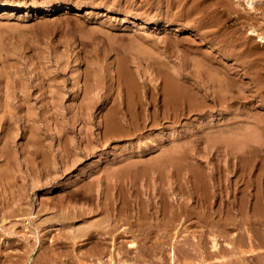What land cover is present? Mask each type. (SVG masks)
Instances as JSON below:
<instances>
[{
    "label": "rangeland",
    "instance_id": "rangeland-1",
    "mask_svg": "<svg viewBox=\"0 0 264 264\" xmlns=\"http://www.w3.org/2000/svg\"><path fill=\"white\" fill-rule=\"evenodd\" d=\"M59 3L61 7H53ZM43 5L51 6L38 9ZM73 5L74 9L70 7ZM87 7L95 8L89 17L85 14ZM133 15L157 23L135 24L129 19ZM199 17L205 23L201 30L194 28ZM204 30L209 32L205 34ZM221 36L252 48V54L256 52L253 61L256 59L259 64L253 68L255 75L250 76L236 74L229 58L215 61L220 70L217 74H228L215 79L220 81H216L218 88L225 101L232 102V108L226 106L227 102H223L222 111L216 104L212 107L214 100L220 99L212 98V90H201L200 95L203 91L209 98V105L200 112L191 111L173 124L172 131L165 129L168 121H164L165 125L131 139L117 134V130L110 136L104 134V113L109 107L120 106V116L125 118L133 114L126 106V92L119 85L120 66L130 69L144 96L150 98L154 93L162 106L159 70L162 75L179 78L189 86V92L195 93L200 86H207L211 78L213 82L212 76L216 75H208L199 65V52L211 53ZM74 72L79 74L75 89ZM263 81L264 0H31V4L27 0H0V172L1 168L5 170L4 175L0 173V264H264ZM136 109L138 113L133 109L134 115L142 121L144 109L140 104ZM208 112L213 121L208 120ZM186 118L198 120V124L185 126ZM4 125L11 128L6 135L8 141L1 139ZM29 140L38 143L33 145ZM116 143L126 147L122 154L113 151ZM6 144L10 146L9 156L2 154ZM100 152L102 161L92 166ZM43 154L50 161L46 169ZM125 154L129 155L123 157ZM167 154L184 157L183 161L191 162L203 175L215 173L213 188H209L215 191L210 192L213 203L205 202L204 207L199 196L201 181L197 182L196 191L192 187V171L165 165L162 161ZM75 157L80 159L72 166ZM68 160L69 165L65 163ZM153 160L155 166L149 170ZM90 171L93 176H89ZM131 176L135 183L128 181ZM168 178L173 179V184ZM177 181L184 183L188 194H183ZM57 182L60 186L49 191ZM138 197L143 202H137ZM177 199L188 201L197 209L187 219L169 221L168 208ZM206 210H211L215 222L205 219ZM149 219L159 221L158 225L149 224ZM167 231H174L177 236L160 235Z\"/></svg>",
    "mask_w": 264,
    "mask_h": 264
},
{
    "label": "bare ground",
    "instance_id": "bare-ground-1",
    "mask_svg": "<svg viewBox=\"0 0 264 264\" xmlns=\"http://www.w3.org/2000/svg\"><path fill=\"white\" fill-rule=\"evenodd\" d=\"M176 2H177V0H176ZM179 2V1H178ZM182 4V3H181ZM33 5V4H32ZM175 5V4H174ZM49 6H51V5H49ZM49 6H47V5H43V6H40V7H38V9H43V8H48ZM62 5H61V3H59V4H57V5H53V7H56V8H59V7H61ZM184 6V5H183ZM70 7H72L73 9H74V5L73 6H70ZM169 7V6H168ZM51 8V7H50ZM63 8V7H62ZM6 9H3L2 11H5ZM5 13V12H4ZM7 13V12H6ZM93 13H95V8L94 7H87L86 9H85V14L86 15H88V17H89V15L90 14H93ZM191 13V12H190ZM97 14V13H96ZM125 14V13H124ZM13 15V14H12ZM130 16V15H129ZM194 17V16H193ZM196 17V16H195ZM169 18V17H168ZM200 18V17H199ZM130 22H132V23H135V24H137V23H141V25L142 26H146V25H150L151 23L152 24H156L157 23V21L155 22V21H151V20H149L148 18H143V17H141V16H139L138 17V15L137 16H131L130 18ZM165 20V19H164ZM202 21H203V19H202V17L199 19V20H197V24L195 25L196 27H194L195 29L197 28L198 30H201L202 28H204L205 27V23H202ZM167 21L165 20L164 21V23H166ZM186 22V21H185ZM184 22V23H185ZM251 22V21H250ZM252 23H253V20H252ZM191 24V23H190ZM185 26H188L187 24L186 25H182L181 26V28H184ZM250 26H252V25H250ZM156 27V26H155ZM189 27H190V25H189ZM192 27V26H191ZM190 27V28H191ZM253 27V26H252ZM180 28V27H179ZM186 29V28H185ZM192 29V28H191ZM207 32H209V31H203V33H207ZM220 35V34H219ZM226 35V34H225ZM208 36H209V34H208ZM228 36V35H227ZM229 37V36H228ZM219 38V37H218ZM221 38H222V36H221ZM203 39V38H202ZM215 39V38H214ZM225 39H227V38H222L221 40H218L219 42H218V44H216L215 43V45H212V46H215V49H213L212 51H211V53L210 52H206V53H204V52H199V54H200V56H201V58L199 59L200 61H198V62H200V64L199 65H202L204 68H205V72H207V74L208 75H213V72L216 74H214L215 76H212L213 77V82H212V78L210 79V81L211 82H208L207 81V83H208V85L207 86H203V87H201L200 86V90H197L195 93L194 92H189L188 91V89L187 88H189V86L187 85V84H185L182 80H180L179 78H175L174 76H169V75H167V74H161L160 73V71L161 70H159V72H158V77H161V79H162V82H160V84H161V91H163V95H164V97H163V104H162V106H159L158 105V99H157V97H155L153 94L150 96V98H148V97H146V96H144V90H142V89H139V87H138V82L135 80V78H134V76H132V73H131V71H130V69L127 67V66H125V65H122V66H120L118 69H117V75H118V77H119V85L121 86L122 85V87H123V89L125 90V94L127 95L126 97H127V101H126V106H127V108L129 107L130 109L129 110H132V111H130V113H133L132 115L130 114L127 118H125L126 116H120V112H122V108L120 107V106H118L117 104H115L114 106H111V107H109L107 110H106V112L104 113V127H103V129H104V134L105 135H108L109 133H111L112 131L113 132H115L116 130V133L118 134V133H120V135H127V137L129 138V139H131L132 137H135L136 135L138 136V134H140V133H144L146 130H148V129H154V128H157V127H161V126H163V125H165V122L164 121H168L167 122V124H166V128L165 129H170L171 131L173 130V127H174V123H177V122H179V121H182L181 119H183L184 117H186L187 115H189V113L192 111V114H193V111H202V110H205V107L206 106H208L209 105V103H207V100L209 99L208 97H207V95L205 94L206 92L208 93V90H212L211 92V94L213 95L214 94V96H212V98L214 97V98H218L217 100H219L220 99V101L219 102H215V100H214V102H213V104H212V102H211V104H212V107H213V105L215 106V104L216 105H218V107H220V110L221 109H223V107H225L224 105L222 106V104H223V102H224V104H225V102H227V104H226V106L228 107L229 105H232V102L231 101H225V97L223 96V94L221 93V91H220V89L218 88V82L216 83V81H219V80H216V79H218L219 77L221 78V75H224V74H226V72H224V74H217V72H219L220 70L219 69H217L216 68V66H215V61L217 62L218 60H220L221 58H223L224 57V59L226 60V59H231L232 60V62H231V64L230 65H233V69L236 71L235 73L236 74H240V72H242L243 74H247V75H252L253 76V74H254V71H253V68H256V63L257 62H255L256 61V59H255V61H253V55L256 53V52H254V54H252V48H249V46H248V48L247 47H245L244 45V43L243 44H241V46H239L238 44H237V42H236V44H234V39L232 40V41H230V42H228V41H226ZM238 40H240V39H238ZM245 40L246 39H244V41L243 42H245ZM247 40H248V42H249V39L247 38ZM203 41V40H202ZM215 41V40H214ZM145 42H147V41H145ZM211 42V41H210ZM239 42V41H238ZM245 43H247V42H245ZM253 44V43H252ZM251 44V45H252ZM247 45V44H246ZM253 47V46H252ZM212 48V47H211ZM142 49V48H141ZM195 49V48H194ZM251 50V51H250ZM255 50V49H254ZM210 51V50H209ZM151 53V52H150ZM213 53V54H212ZM135 55V54H134ZM134 57V56H133ZM156 57V56H155ZM129 59V58H128ZM162 59V58H161ZM115 62V61H114ZM220 62V61H219ZM225 62H228V61H225ZM261 62V61H260ZM193 63V62H192ZM154 64V63H153ZM220 64H221V62H220ZM223 64V63H222ZM226 64V63H225ZM258 64V63H257ZM111 65V64H110ZM157 65V64H156ZM196 65V64H195ZM259 65V64H258ZM116 66V65H115ZM191 66V65H190ZM224 67H225V65H223ZM178 68V67H177ZM182 68V67H181ZM230 68V67H229ZM232 68V67H231ZM260 68V67H259ZM225 69H226V67H225ZM258 69V68H257ZM112 70V69H111ZM227 70V69H226ZM255 70V69H254ZM173 71V70H172ZM222 71V70H221ZM260 71V70H259ZM261 71H262V69H261ZM205 72H203V73H205ZM257 72V71H256ZM156 73V72H155ZM74 74H75V72H74ZM113 74H114V72H113ZM193 74V73H192ZM242 74V75H243ZM257 74V73H256ZM261 74V73H260ZM79 75V74H78ZM78 75L77 74H75L74 75V79L72 80L73 82H72V87L75 89L76 88V85L78 84ZM230 75V74H229ZM255 75V74H254ZM205 76H207V75H205ZM219 76V77H218ZM226 76H228V74H226ZM225 76V77H226ZM236 76V75H235ZM246 76V75H245ZM186 77V76H185ZM198 77V76H197ZM231 77V76H230ZM237 77V76H236ZM255 77V76H254ZM191 78V77H190ZM216 78V79H215ZM8 79V78H7ZM141 79V78H140ZM207 79V78H206ZM224 79V78H223ZM230 79V78H229ZM258 79V78H257ZM139 80V79H138ZM225 80V79H224ZM251 80V79H250ZM255 80V79H254ZM262 80V79H261ZM140 81V80H139ZM256 81V80H255ZM7 82H9V81H7ZM20 82V81H19ZM187 82V81H186ZM220 82V81H219ZM261 82V81H260ZM264 82V81H263ZM117 83V82H116ZM206 83V82H205ZM222 83V82H221ZM229 83V82H228ZM236 83V82H235ZM244 83V82H243ZM249 83V82H248ZM5 84V83H4ZM9 84V83H8ZM192 84V83H191ZM10 85V84H9ZM12 85V84H11ZM19 85V84H18ZM27 85V84H26ZM194 85V84H193ZM221 85V84H220ZM226 85V84H225ZM229 85V84H228ZM231 85V84H230ZM229 85V86H230ZM253 85V84H252ZM263 85V84H262ZM78 86V85H77ZM197 86V85H196ZM11 87V86H10ZM14 87V86H13ZM22 87V86H21ZM138 87V88H137ZM158 87V86H157ZM159 87H160V85H159ZM248 87H251V86H248ZM150 88V87H149ZM195 88V87H194ZM198 88V87H197ZM225 88V87H224ZM251 88H253V87H251ZM122 89V88H121ZM136 89H138V90H136ZM249 89V88H248ZM5 90V89H4ZM8 90H9V88H8ZM8 90H7V92H8ZM118 90H120V89H118ZM195 90V89H194ZM201 90H204V92L205 93H203V91L201 92L202 93V95H200V91ZM222 90H223V88H222ZM232 90V89H231ZM235 90V89H234ZM112 92V91H111ZM114 92V91H113ZM1 93H2V91H1ZM10 94H11V92H9ZM13 93V92H12ZM252 93V92H251ZM7 94V93H6ZM119 94V93H118ZM122 94V93H121ZM216 94V95H215ZM234 94V93H233ZM3 95V94H2ZM13 95V94H12ZM210 95V94H209ZM226 95V94H225ZM5 96V95H4ZM7 96V95H6ZM11 96V95H10ZM10 96L8 97V99L10 98ZM124 96V95H123ZM228 96V95H227ZM252 96V95H251ZM3 97V96H2ZM210 97V96H209ZM111 98V97H110ZM123 98V97H122ZM161 98V97H160ZM245 98V97H244ZM5 99H7V98H5ZM8 99H7V101H8ZM235 99V98H234ZM113 100V99H112ZM3 101V100H2ZM238 101V100H237ZM240 101V100H239ZM5 102V101H4ZM9 102H11L10 101V99H9V101H8V103ZM138 102H139V104L141 105V107L144 109V116H143V118H142V121H141V118H139V117H135V115H134V110L133 109H135V111L138 113V111H137V109H136V105H139L138 104ZM243 102V101H242ZM123 104V103H122ZM160 104V103H159ZM234 104V103H233ZM13 105V104H12ZM108 105V104H107ZM124 105L125 104H123V107H124ZM154 105V106H153ZM239 105V104H238ZM241 105V104H240ZM83 106V105H82ZM151 106H153L154 108L152 109V110H150V112H146V111H149L148 109L151 107ZM8 107V106H7ZM138 107V106H137ZM239 107V106H238ZM2 108H4V103H3V106H2ZM133 108V109H132ZM229 108H232V106L230 107L229 106ZM234 108V107H233ZM237 107L235 106V108L234 109H236ZM10 109V108H9ZM79 109V108H78ZM225 109V108H224ZM4 110V109H3ZM8 110V109H7ZM105 110V109H104ZM139 110V109H138ZM212 110V109H211ZM226 110V109H225ZM240 110V109H239ZM79 111V110H78ZM222 111V110H221ZM235 111V110H234ZM233 111V112H234ZM102 112V111H101ZM128 112V111H127ZM160 112H162L163 113V115H160ZM6 113V112H5ZM206 113V112H205ZM209 113V112H208ZM231 113V112H230ZM234 113H236V112H234ZM8 114V113H7ZM125 114V113H124ZM191 114V113H190ZM202 115H204V114H202ZM212 115V114H211ZM211 115H210V113H209V115H208V117H209V121L210 120H212L211 118H213V117H211ZM214 115V114H213ZM222 115V114H221ZM139 116V115H138ZM215 116V115H214ZM8 117V116H7ZM10 117V116H9ZM207 117V116H206ZM222 117H224V116H222ZM10 118H12V117H10ZM195 118H197L196 116H195ZM3 119V118H2ZM6 119V118H5ZM122 119H123V122L126 124V125H124V123H121V121H122ZM185 119V118H184ZM225 119V118H224ZM17 120V119H16ZM142 122H140V121ZM201 120H203V118L201 119ZM200 120V121H201ZM205 120H207V119H205ZM213 120H214V118H213ZM212 120V121H213ZM1 121V120H0ZM8 121V120H7ZM184 121V120H183ZM185 121H188L187 120V118H186V120ZM198 120H189L188 122H184L186 125L185 126H188V127H190L191 125H193V122H195V124H198V123H196ZM222 121V120H221ZM206 122H208V121H206ZM205 122V123H206ZM224 122V121H223ZM184 123H182V125L184 124ZM203 123H204V121H203ZM202 123V124H203ZM213 123V122H212ZM215 123V122H214ZM7 124V123H6ZM207 124V123H206ZM216 124V123H215ZM205 125V124H204ZM0 126L2 127L3 126V123L2 122H0ZM5 127H4V134L2 135V138L1 139H4V140H6V141H8L9 139L6 137V135L7 134H9L8 133V131H9V129H11V128H9L8 129V127H6V125H4ZM8 126V125H7ZM210 126V125H209ZM191 128V127H190ZM210 128V127H209ZM188 129V128H187ZM198 129V128H197ZM196 129V130H197ZM162 130H164V129H162ZM169 130V131H170ZM184 130H185V128H184ZM190 130H192V129H189V132H190ZM165 131V130H164ZM167 131V130H166ZM170 131V132H171ZM188 131V130H187ZM194 131V130H193ZM175 132V131H174ZM192 132V131H191ZM236 132V131H235ZM149 133V132H148ZM159 133V132H158ZM169 133V132H168ZM185 133H188V132H185ZM202 133V132H201ZM191 134V133H190ZM199 134V133H198ZM239 134V133H238ZM112 135H114V134H112ZM116 135V134H115ZM120 135L118 136L117 135V137H120ZM157 135V134H156ZM170 135V134H169ZM168 135V136H169ZM172 135V134H171ZM181 135V134H180ZM235 135V134H234ZM97 136V135H96ZM109 136H110V134H109ZM175 136V135H174ZM186 136V135H185ZM189 136V135H188ZM12 137V136H11ZM102 137V136H101ZM107 137V136H106ZM116 137V136H115ZM126 137V138H127ZM187 137V136H186ZM15 138V137H14ZM89 138V137H88ZM108 138V137H107ZM123 138V137H122ZM168 138V137H167ZM173 138V137H172ZM171 138V139H172ZM205 138V137H204ZM61 139V138H60ZM120 139H121V137H120ZM157 139V138H156ZM163 139V138H162ZM201 139V138H200ZM99 140H100V137H99ZM109 140V139H108ZM122 140V139H121ZM128 140V139H127ZM139 140V139H138ZM159 140V139H158ZM203 140V139H202ZM231 140H233V139H231ZM2 141V140H1ZM30 141V143H32L33 145H36V143H38L37 141H35V140H29ZM28 141V142H29ZM101 141V140H100ZM120 141V140H119ZM125 141V140H124ZM155 141H157V140H155ZM161 141V140H160ZM164 140H162V142H163ZM173 141V140H172ZM183 141V140H182ZM185 141V140H184ZM201 141V140H200ZM206 141H207V139H206ZM225 141V140H224ZM11 142V141H10ZM27 142V143H28ZM102 142V141H101ZM159 142V141H158ZM165 142V141H164ZM170 142V141H169ZM13 143V142H12ZM66 143H67V141H66ZM152 143H154V142H152ZM157 143V142H156ZM161 143V142H160ZM160 143H158V146H159V144ZM5 144V143H4ZM93 144V143H92ZM95 144V143H94ZM101 144H104V141H103V143H101ZM117 144V143H116ZM127 144H128V142H127ZM146 144V143H145ZM145 144H143V145H145ZM155 144V143H154ZM239 144V143H238ZM69 145V144H68ZM67 145V146H68ZM118 145V144H117ZM161 145V144H160ZM103 146V145H102ZM112 146V145H111ZM119 146V145H118ZM117 146V148L115 149L114 148V152L116 153L117 151H119V153H121V151H123V149L124 148H126V147H124L123 145H121V146H119L118 147ZM128 146H129V144H128ZM131 146V145H130ZM129 146V147H130ZM141 146H142V144H141ZM180 146V145H179ZM2 147V146H1ZM10 147V146H9ZM9 147L7 146V144L3 147V150H2V154H6L7 156H9ZM24 147V146H23ZM29 147V146H28ZM39 147V146H38ZM90 147V146H89ZM113 147V146H112ZM69 148V147H68ZM94 148V147H93ZM103 147H101V149H102ZM109 148H110V146H109ZM136 148V147H135ZM139 148V147H138ZM177 148V147H176ZM235 148V147H234ZM190 149V148H189ZM91 150V149H90ZM103 150V149H102ZM111 150V149H110ZM128 150V149H127ZM169 150V149H168ZM195 150V149H194ZM67 151V150H66ZM83 151V150H82ZM82 151H81V153H82ZM98 151V150H97ZM15 152V151H14ZM125 153H126V151H124ZM128 152V151H127ZM171 152V151H170ZM207 152V151H206ZM216 152V151H215ZM118 153V152H117ZM208 153V152H207ZM88 154H89V152H88ZM122 154V153H121ZM131 154V153H130ZM44 155V159L42 160L43 161V164H44V166H45V169H46V167L48 168V165H49V163H50V161H49V159H47V157L45 156V154H43ZM63 155V154H62ZM65 155V154H64ZM80 155V154H79ZM129 155V154H128ZM127 154H125V155H123V157L124 156H128ZM204 155V154H203ZM207 155V154H206ZM2 156V155H1ZM49 156H51V155H49ZM102 152H100L99 154H97L96 156H95V159L94 160H92V162H91V164H93L92 166H97V165H99L100 164V161H102ZM104 156V155H103ZM6 157V156H5ZM69 157V156H68ZM107 157V156H106ZM8 158V157H7ZM30 158V157H29ZM43 158V157H42ZM76 158V157H75ZM78 158V157H77ZM73 159L72 161H73V163H70V164H72V166H73V164H76V162L80 159ZM108 158V157H107ZM116 158H118V157H116ZM132 158V157H131ZM144 158V157H143ZM165 160H163L162 162H164V164L166 163V164H169L170 165V167L172 166V167H174V166H176V167H174V168H177V170L178 171H180V170H182L183 171V169L186 171V170H188L189 171V169H190V171H192V173H191V176H193V181H195V185H196V187H195V185H194V182H192L193 184H192V187H194V189L197 191V187L199 188V185L197 184V182L198 181H201V192H200V194H199V196H200V199L203 201V203H204V207H205V202L207 203V204H211V203H213V199H212V197L210 196V194H212V193H210V192H215L212 188H213V186H211L212 185V183L213 182H215V180L213 181L212 179L214 178V172H204V173H206L205 175H207V177H205V175H203L201 172H199L198 171V169H197V167L195 166V165H193V164H191V162H187V161H183V158L184 157H177V156H170V154H167V155H165ZM198 158H200V157H198ZM6 159V158H5ZM26 159H28L27 158V156H26ZM123 159V158H122ZM126 159V158H125ZM149 159V158H148ZM153 159V158H152ZM188 159V158H187ZM70 160H71V158H70ZM83 160V159H82ZM112 160V159H111ZM110 160V161H111ZM117 160V159H116ZM121 160V159H120ZM119 160V161H120ZM124 160V159H123ZM147 160V159H146ZM159 160V159H158ZM203 160V159H202ZM39 161V160H38ZM41 161V160H40ZM65 161V160H64ZM67 161V160H66ZM71 161V162H72ZM115 161V160H114ZM214 161V160H213ZM6 162V161H5ZM90 162V161H89ZM122 162V161H121ZM159 162V161H158ZM233 162H234V160H233ZM10 163V162H9ZM35 163V162H34ZM39 163V162H38ZM41 163V162H40ZM64 163V162H63ZM66 164H68L69 165V160H68V162H65ZM98 163V164H97ZM125 163V162H124ZM238 163V162H237ZM42 164V165H43ZM146 164V163H145ZM165 164V165H166ZM41 165V164H40ZM65 165V164H64ZM147 165V164H146ZM213 165V164H212ZM235 165V164H234ZM237 165H239V164H237ZM4 166V165H3ZM8 166V165H7ZM148 166V165H147ZM153 166H155V162H154V160H153V165L152 164H149V170H150V168H152ZM202 166V165H201ZM41 167V166H40ZM71 167V166H70ZM87 167V166H86ZM99 167V166H98ZM97 167V168H98ZM170 167H168V168H170ZM6 168H8V167H6ZM5 168V169H6ZM68 168H69V166H68ZM163 168V167H162ZM221 168V167H220ZM237 168V167H236ZM42 169H44V167L42 168ZM50 169V168H49ZM66 169V168H65ZM83 169V168H82ZM81 169V170H82ZM94 169V168H93ZM129 169H131V167H129ZM173 169V168H172ZM7 170V169H6ZM35 170V169H34ZM103 170V169H102ZM128 170V169H127ZM151 170H153V169H151ZM217 170V169H216ZM233 170H234V168H233ZM5 170H4V168H1V174L2 175H4V172ZM66 171H68V169L66 170ZM130 171H132V169L130 170ZM153 171H155V170H153ZM164 171H166V170H164ZM172 170H170V172H171ZM81 172V171H80ZM174 172V171H173ZM89 174L90 173H92L91 171L90 172H88ZM96 173V172H95ZM161 173V172H160ZM159 173V174H160ZM180 173V172H179ZM186 173V172H185ZM185 173H184V175H185ZM230 173V172H229ZM133 174H134V176L135 175H137L136 174V172L134 171L133 172ZM156 174H157V172H156ZM164 174V173H163ZM163 174H161L162 176H163ZM218 174V173H217ZM35 175H37V174H35ZM88 175V174H87ZM94 174H90L89 176H93ZM105 175V174H104ZM153 175V174H152ZM172 175V174H171ZM223 175V174H222ZM25 176V175H24ZM154 176V175H153ZM177 176V175H176ZM181 176V175H180ZM202 176H203V179H202ZM39 177V176H38ZM98 177V176H97ZM105 177V176H104ZM107 177H108V175H107ZM110 177V176H109ZM168 177H169V174H168ZM175 177V176H174ZM186 177H187V174H186ZM185 176H184V178H186ZM243 177V176H242ZM245 177V176H244ZM3 178V177H2ZM46 178V177H45ZM128 178V181H132V183H135V182H133V180H132V176L131 177H127ZM150 178V177H149ZM157 178H158V176H157ZM173 178V177H172ZM188 179L190 178L189 176L187 177ZM225 178V177H224ZM134 179H136V176L134 177ZM178 179V178H177ZM180 179V178H179ZM188 179H187V182H190V181H188ZM192 179V178H191ZM5 180V179H4ZM37 180H38V178H37ZM54 180V179H53ZM52 180V181H53ZM59 180V179H58ZM120 180V179H119ZM140 180V179H139ZM164 180V179H163ZM168 182L169 183H172L173 182V179L171 180V178L169 179L168 178ZM183 180V179H182ZM190 180V179H189ZM224 180V179H223ZM226 180V179H225ZM249 180V179H248ZM7 181V180H6ZM34 181H36V180H34ZM108 181V180H107ZM135 181V180H134ZM147 181V180H146ZM184 181V180H183ZM4 182V181H3ZM69 182H71V181H69ZM118 182V181H117ZM149 182V181H148ZM156 182V181H155ZM178 182V181H177ZM242 182V181H241ZM249 182V181H248ZM30 183V182H29ZM37 183V182H36ZM58 184H52L51 185V189L49 190V191H51L52 189L54 190L55 188H58L60 185H59V182H57ZM68 183V182H67ZM67 183H65V184H67ZM96 183V182H95ZM120 183V182H119ZM124 183V182H123ZM180 183V187H181V191L183 192V194L184 193H186L187 192V194H188V192L189 191H187V188H185V185H184V183L183 182H178V184ZM64 184V183H63ZM77 184V183H76ZM154 184V183H153ZM173 184V183H172ZM189 184V183H188ZM221 184H223V183H221ZM15 185V184H14ZM101 185V184H100ZM132 185V184H131ZM171 185V184H170ZM191 185V184H190ZM234 185V184H233ZM90 186V185H89ZM104 186V185H103ZM116 186V185H115ZM114 186V187H115ZM119 186H120V184H119ZM128 186V185H127ZM133 186V185H132ZM131 186V187H132ZM138 186V185H137ZM140 186H141V184H140ZM160 186V185H159ZM169 186V185H168ZM210 186L212 187L211 189H209L210 188ZM217 186V185H216ZM96 187V186H95ZM106 187V186H105ZM148 187V186H147ZM166 187H167V184H166ZM178 187V186H177ZM176 187V188H177ZM224 187V186H223ZM231 187V186H230ZM240 187V186H239ZM70 188V187H69ZM89 188V187H88ZM117 188H118V186H117ZM120 188V187H119ZM149 188V187H148ZM160 188V187H159ZM225 188V187H224ZM2 189V188H1ZM134 189V188H133ZM162 189V188H161ZM74 190H76V189H74ZM100 190V189H99ZM112 190V189H111ZM114 190V189H113ZM151 190V189H150ZM170 190V189H169ZM218 190V189H217ZM216 190V191H217ZM236 190V189H235ZM69 191H71V190H69ZM68 191V192H69ZM85 191H86V189H85ZM88 191V190H87ZM90 191V190H89ZM104 191H105V189H104ZM118 191V190H117ZM139 191V190H138ZM67 192V191H66ZM76 192V191H75ZM98 192V191H97ZM159 192V191H158ZM170 192V191H169ZM220 192V191H219ZM194 193V192H193ZM197 193V192H196ZM97 194V193H96ZM121 194V193H120ZM180 194V193H179ZM259 194V193H258ZM72 195V194H71ZM86 195V194H85ZM170 195V194H169ZM168 195V196H169ZM178 195V194H177ZM220 195V194H219ZM233 195V194H232ZM135 196V195H134ZM137 196V195H136ZM170 196H172V195H170ZM184 196V195H183ZM192 196H193V194H192ZM198 196V197H199ZM4 197V196H3ZM142 197V196H141ZM165 197H167V196H165ZM177 197V196H176ZM180 197V196H179ZM197 197V196H196ZM67 198V197H66ZM116 198V197H115ZM127 198V197H126ZM136 199H137V197H135ZM144 198V197H143ZM156 198V197H155ZM170 198V197H169ZM168 198V199H169ZM189 198V197H188ZM218 198V197H217ZM70 199V198H69ZM135 199V200H136ZM140 198L138 197V200H137V202L138 201H142L143 202V200H139ZM147 199V198H146ZM145 199V200H146ZM182 199V198H181ZM210 199H212V200H210ZM233 199V198H232ZM56 200V199H55ZM60 200V199H59ZM58 200V201H59ZM62 200V199H61ZM131 200V199H130ZM134 200V201H135ZM161 200V199H160ZM175 200V199H174ZM196 200H197V198H196ZM224 200V199H223ZM16 201V200H15ZM83 201V200H82ZM119 201V200H118ZM60 202V201H59ZM66 202H67V200H66ZM65 202V203H66ZM72 202V201H71ZM115 202V201H114ZM153 202H155V201H153ZM163 202V201H162ZM194 202H195V200H194ZM198 202V201H197ZM246 202V201H245ZM57 203V202H56ZM61 203V202H60ZM68 203V202H67ZM86 203V202H85ZM113 203V202H112ZM135 203V202H134ZM1 204V203H0ZM89 204H91V203H89ZM130 204V203H129ZM132 204V203H131ZM141 204V203H140ZM199 204H200V202H199ZM24 205V204H23ZM28 205V204H27ZM53 205H54V203H53ZM137 205V204H136ZM147 205V204H146ZM154 205V204H153ZM162 205V204H161ZM64 206V205H63ZM62 206V207H63ZM169 206V205H168ZM196 206V205H195ZM194 205H191L188 201H184V200H181V201H179L178 199H177V203H176V201L174 202H172L171 203V207L170 208H168V209H170L169 210V219H171V220H169V221H176L177 219H183V217H185L186 219H187V217L191 214V212H193L194 211V209H197L196 207H195ZM212 206V205H211ZM211 206H207V207H210L211 208ZM226 206H227V204H226ZM236 206V205H235ZM47 207V206H46ZM66 207V206H65ZM69 207V206H68ZM111 207V206H110ZM122 207V206H121ZM120 207V208H121ZM200 207H201V205H200ZM244 207V206H243ZM248 207V206H247ZM259 207V206H258ZM6 208V207H5ZM78 208V207H77ZM119 208V211L121 210ZM124 208V207H123ZM131 208V207H130ZM154 208V207H153ZM240 208V207H239ZM47 209V208H46ZM66 209V208H65ZM76 209V208H75ZM129 209V208H128ZM135 209L136 208H134V211H135ZM167 209V208H166ZM199 209V208H198ZM203 209V208H202ZM215 209V208H214ZM213 209V210H214ZM218 209V208H217ZM61 210V209H60ZM63 210V209H62ZM74 210V209H73ZM130 210H133L132 208L130 209ZM137 210V209H136ZM151 210V209H150ZM201 210V209H200ZM74 211H76V210H74ZM126 210H124V212H125ZM153 211V210H152ZM163 210H161L160 212H162ZM165 211V210H164ZM196 211V210H195ZM199 211V210H198ZM202 211V210H201ZM224 211V210H223ZM226 211V210H225ZM76 212H78V211H76ZM115 212V211H114ZM121 212V211H120ZM129 212V211H128ZM127 212V213H128ZM139 212H141V211H139ZM203 212H205V211H203ZM203 212H200V213H203ZM236 212V211H235ZM234 212V213H235ZM247 212V211H246ZM71 213V212H70ZM122 213V212H121ZM138 213V212H137ZM144 213V212H143ZM198 213V212H197ZM207 213V214H206ZM206 213H203L204 215L206 214V220H208V221H212V222H215L214 221V217H212V215H213V213H211V210L210 211H208L207 212V210H206ZM217 213H219V212H217ZM241 213V212H240ZM18 214V213H17ZM25 214H28V213H25ZM57 214V213H56ZM126 214V213H125ZM129 214V213H128ZM133 214V217H135V216H137V215H135L134 216V213H132ZM153 214V213H152ZM201 215L202 217L204 216V215ZM243 214V213H242ZM24 215V214H23ZM31 215V214H30ZM51 215V214H50ZM66 215V214H65ZM124 215V214H123ZM123 215H122V217H123ZM127 215V214H126ZM139 215H140V213H139ZM142 215V214H141ZM140 215V216H141ZM153 215H155V214H153ZM193 215H195V214H193ZM76 216V215H75ZM108 216V215H107ZM118 216V215H117ZM125 216V215H124ZM152 216V215H151ZM150 216V217H151ZM214 216V215H213ZM28 217V216H27ZM56 217V216H55ZM59 217V216H58ZM63 217V216H62ZM62 217H60V218H62ZM66 217V216H65ZM120 218H121V214H120V216H119ZM158 217V216H157ZM190 217V216H189ZM216 217V216H215ZM240 217V216H239ZM4 218H6V217H4ZM47 218V217H46ZM115 218H117V217H115ZM126 217H124V219H125ZM131 218H132V216H131ZM142 218V217H141ZM163 218V217H162ZM238 218V217H237ZM7 219V218H6ZM41 219V218H40ZM58 219V218H57ZM64 219V218H63ZM66 219H68V218H66ZM70 219V218H69ZM75 219V218H74ZM128 219V218H127ZM136 219V218H135ZM137 219H139L138 218V216H137ZM146 219H147V217H146ZM160 219V218H159ZM159 219H157V220H159ZM166 219V218H165ZM188 219H190V218H188ZM4 221H5V219H3ZM47 220V219H46ZM121 220V219H120ZM126 220V219H125ZM129 220V219H128ZM144 220H145V218H144ZM154 220H156V216H154ZM191 220V219H190ZM201 220V219H200ZM199 220V221H200ZM219 220V219H218ZM223 219H221V221H222ZM49 221V220H48ZM52 221V220H51ZM138 221H141L140 219L138 220ZM148 221H150L149 222V224L151 223L152 225H154L155 227L158 225V222H151V221H153V220H151V219H149ZM234 221V220H233ZM116 222V221H115ZM125 222V221H124ZM123 222V223H124ZM163 222H165V221H163ZM235 222V221H234ZM119 223H121V221L119 222ZM118 223V224H119ZM133 223V222H132ZM162 223V222H161ZM176 223V222H175ZM207 223V222H206ZM242 223V222H241ZM113 224H114V222H113ZM145 224V223H144ZM148 223H146V225H147ZM160 224V223H159ZM164 224V223H163ZM167 224H169V223H167ZM171 224H172V222H171ZM171 224H170V226H171ZM174 224V223H173ZM226 224V223H225ZM232 224V223H231ZM146 225H143V227L144 226H146ZM210 225V224H209ZM246 225V224H245ZM72 226V225H71ZM128 226V225H127ZM166 226V225H165ZM164 226V227H165ZM124 227V226H123ZM126 227V226H125ZM149 227H152V226H149ZM148 227V228H149ZM118 229H120V228H118ZM127 229V228H126ZM209 229V228H208ZM211 229V228H210ZM228 229V228H227ZM129 230V229H128ZM145 230H147V229H145ZM156 230V229H155ZM177 230V229H176ZM214 230V229H213ZM143 231V230H142ZM166 231V230H165ZM180 231V230H179ZM211 231V230H210ZM47 232V231H46ZM126 232V231H125ZM151 233H152V231H150ZM209 232V231H208ZM215 232V231H214ZM75 233V232H74ZM136 233V232H135ZM163 233H165V232H163ZM67 234V233H66ZM76 234V233H75ZM133 234V233H132ZM173 234V235H172ZM229 234V233H228ZM251 234V233H250ZM142 235V234H141ZM156 235V234H155ZM155 235L153 236V237H155ZM160 235H162V237L163 236H171V237H175V236H177V235H175L174 234V231H173V233H169L168 231L163 235V234H160ZM211 235V234H210ZM215 234H213V237H216V236H214ZM234 235V234H233ZM42 236V235H41ZM40 236V237H41ZM43 236H45V235H43ZM152 236V235H151ZM221 236V235H220ZM60 237V236H59ZM150 237V236H149ZM158 237H159V235H158ZM161 237V236H160ZM57 238V237H56ZM213 239H216V238H213ZM5 240V239H4ZM45 241V240H44ZM217 241V240H216ZM214 242V241H213ZM229 242V241H228ZM27 243V242H26ZM191 243V242H190ZM194 243V242H193ZM214 243H216V242H214ZM42 244V243H41ZM213 244V243H212ZM218 243H216V245H217ZM242 244V243H241ZM196 245V244H195ZM36 246V245H35ZM199 246V245H198ZM212 246H214V244L212 245ZM173 249V248H172ZM172 249H170V250H172ZM196 249V248H195ZM173 250H175V249H173ZM171 251V252H174V251ZM240 250V249H239ZM250 250V249H249ZM231 251V250H230ZM241 251V250H240ZM171 252H170V254L169 255H171ZM5 253V252H4ZM20 253V252H19ZM233 253V252H232ZM2 254V253H1ZM14 254H15V252H14ZM27 254V253H26ZM173 254V253H172ZM3 255V254H2ZM13 255V254H12ZM230 255V254H229ZM27 256V255H26ZM172 256V255H171ZM170 256V257H171ZM6 257V259H8L7 258V256H5ZM29 257V256H28ZM124 257V256H123ZM27 258V257H26ZM172 258H174V256H172ZM172 258H170V259H172ZM227 258V257H226ZM228 258H229V256H228ZM0 259H1V257H0ZM6 259H5V261H6ZM125 259V258H124ZM12 260H14V259H12ZM23 260V259H22ZM228 260V259H227ZM15 261H17V260H15ZM15 261H13L14 263H15ZM101 261V260H100ZM123 261V260H122ZM172 261H175V260H172ZM187 261V260H186ZM22 262V261H21ZM28 262V261H27ZM25 263V264H33V263ZM32 262H34V261H32ZM112 262V261H111ZM132 262V261H131ZM6 263H8V262H6ZM10 263V262H9ZM8 263V264H9ZM18 264H19V262H17ZM98 263H99V261H98ZM118 263V262H117ZM126 263H127V261H126ZM125 263V264H126ZM171 263V262H170ZM173 263V262H172ZM171 263V264H172ZM190 262H188V264H189ZM11 264V263H10ZM35 264V263H34ZM40 264V263H39ZM101 264V263H100ZM124 264V263H123ZM186 264V263H185ZM193 264V263H192Z\"/></svg>",
    "mask_w": 264,
    "mask_h": 264
},
{
    "label": "snow or ice",
    "instance_id": "snow-or-ice-1",
    "mask_svg": "<svg viewBox=\"0 0 264 264\" xmlns=\"http://www.w3.org/2000/svg\"><path fill=\"white\" fill-rule=\"evenodd\" d=\"M27 2H28L29 4H31V0H27Z\"/></svg>",
    "mask_w": 264,
    "mask_h": 264
}]
</instances>
